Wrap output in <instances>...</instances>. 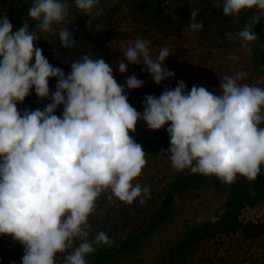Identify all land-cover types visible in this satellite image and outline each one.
Listing matches in <instances>:
<instances>
[{
    "label": "clouds",
    "instance_id": "9594fccd",
    "mask_svg": "<svg viewBox=\"0 0 264 264\" xmlns=\"http://www.w3.org/2000/svg\"><path fill=\"white\" fill-rule=\"evenodd\" d=\"M74 3L86 15H100L99 0ZM222 9L225 17L255 10L242 30L225 33L230 43L250 52L258 39L253 28L264 20V0H223ZM68 14L66 0H32L28 19L14 30L0 13V236L23 246L20 264H56L57 254L76 241L63 264H86L95 245L110 246L104 232L89 239L88 218L97 198L107 192L109 202L115 197L129 205L138 197L140 204L150 198L149 187L133 184L146 165L142 146L129 134L138 121L151 131L170 125L165 129L170 138L166 153L177 171L189 169L232 184L238 175L255 181L264 165V88L239 83L246 73L225 76L219 94L203 86L189 91L178 81L159 97L146 95L140 113L125 94L143 86L137 76L120 85L108 62L88 55L72 62L65 75L34 47L40 36L30 21L40 32L58 35L63 48L73 47L76 40L64 23ZM197 15L198 10H191L193 32L204 27ZM54 25L64 26L57 33ZM149 44L137 38L128 46L116 62L118 72L123 75L128 65L142 64L141 71L159 86L175 75L164 67L170 52L163 47L153 57ZM51 78L57 83L50 94ZM33 89L50 103L18 111Z\"/></svg>",
    "mask_w": 264,
    "mask_h": 264
},
{
    "label": "rangeland",
    "instance_id": "374dc122",
    "mask_svg": "<svg viewBox=\"0 0 264 264\" xmlns=\"http://www.w3.org/2000/svg\"><path fill=\"white\" fill-rule=\"evenodd\" d=\"M155 1L99 0L97 10L100 15L95 13L86 15L75 6L74 0H66L69 5V14L64 23L71 32L80 27L99 26L109 19L115 20L118 24L111 43L88 56L92 59L102 58L108 62L113 68L114 78L120 85H124L125 80L132 75L144 81L141 88L126 89L125 93L130 105L138 112H143L142 102L146 95L159 97L165 88H175L178 81H183L189 91L193 86H203L208 91L219 94L221 92L219 84L225 76L244 72L247 74L246 79L239 83L264 88V68L252 69L245 56L247 52L245 50L235 53L232 50L223 49L212 28L203 27L197 32L188 28L180 37L172 38H162L154 33L136 31L130 21L132 14L146 11ZM10 2L11 0H0V13L8 15ZM222 2L223 0H163L165 7L173 13L191 14V10H198V14L213 11L224 16ZM31 3L32 0H18L16 29L23 25L25 19H28L27 12ZM239 16H233V18ZM35 23L30 21L32 30L40 37L34 43V47L42 49L48 61L54 67L61 68L67 75L70 64L76 60L61 59L51 44V33L40 32L35 28ZM62 26L64 25H54V30ZM137 38L150 41L149 48L153 57L158 55L163 47H168L170 55L164 61V67L174 72L173 78L163 81L158 86L147 72L141 71L144 67L142 64L128 65L129 72L123 75L118 72L116 62L123 58V51L134 44ZM231 56H235L236 59H230ZM124 62L127 64V61ZM56 83V78L49 80L50 94L55 91ZM48 103L50 101L47 99H39L33 89L32 94L19 103L17 108L21 112L25 109H43ZM62 111L63 106H60L55 114L60 117ZM167 126L170 125L151 131L141 120L137 122L135 132L129 133L135 142L142 146L146 160L145 167L133 184L139 183L142 188L149 187L150 198H147L144 204H140L138 197L129 205L114 197L110 207L94 208L88 218V222L97 228V233L104 232L109 237L110 246L96 245L97 248L108 250L111 255L105 264H168L166 258L173 246L185 238L192 229L218 218L224 211L227 191L203 187L181 196L172 205L165 223L155 231L148 230L150 219L163 203L167 184L173 176L180 175L186 170L177 171L168 158L166 152L170 147V138L165 130ZM160 166L163 167L160 168ZM243 218L247 221L264 220V202L254 208L246 209L243 212ZM101 228L103 230H100ZM131 236H140L136 247L129 253H118L122 242ZM11 244V237L0 236V260L7 250L11 252ZM15 255L14 258L17 260L22 259L19 253ZM191 264H264V236L252 241L245 240L241 235L211 241L203 245Z\"/></svg>",
    "mask_w": 264,
    "mask_h": 264
},
{
    "label": "trees",
    "instance_id": "16d2710c",
    "mask_svg": "<svg viewBox=\"0 0 264 264\" xmlns=\"http://www.w3.org/2000/svg\"><path fill=\"white\" fill-rule=\"evenodd\" d=\"M18 0H11L8 8V19L16 29ZM255 10H245L237 18L224 17L213 11H204L197 15V21L202 22L204 27L212 28L218 38L220 46L225 50H232L239 53L242 48L239 43H230L226 37V32H238L243 29L246 23L251 20ZM173 16L176 19H173ZM131 23L136 31L141 33H154L162 38L180 37L189 28L191 14L173 13L165 7L163 0H156L155 3L144 12L132 14ZM118 28L115 20L109 19L99 26L91 28L80 27L73 33L76 44L68 49L61 46L58 35L51 33V44L57 55L63 60H78L82 55H89L98 52L114 38V32ZM253 30L257 33L258 39L251 43V51H247L249 66L254 70L264 68V20L256 24ZM57 33L59 29L55 30ZM154 157V156H153ZM158 162V161H157ZM165 162V161H163ZM163 166H160V168ZM262 175L255 181H249L242 176H237L232 184H224L215 176H205L193 174L186 169L180 175H176L169 181L164 192V200L156 213L152 216L148 224V230L155 231L167 220L172 205L187 192L198 190L203 187H212L217 191H227V199L223 213L212 221L206 222L200 227L192 229L185 238L173 246L168 252L166 261L168 264H191L196 258L203 245L220 239L241 235L245 240H257L264 236V220L250 221L243 218L246 209L254 208L264 202V165L261 166ZM109 193H102L97 198L95 209L110 207L111 202L107 200ZM91 225V240L97 234V228ZM100 230H103L101 228ZM140 236H131L122 242L118 253H129L133 250ZM12 247L5 252L0 264H20V260L14 258L19 253L22 257L24 248L19 242L11 239ZM79 241H76L73 248L65 253H58L56 264H62L64 257L70 254ZM94 253L86 257V264H105L111 255L108 250L97 248L95 245ZM20 257V258H21Z\"/></svg>",
    "mask_w": 264,
    "mask_h": 264
}]
</instances>
